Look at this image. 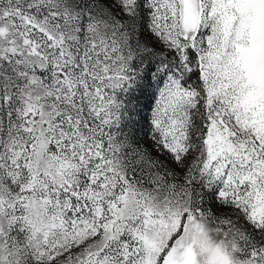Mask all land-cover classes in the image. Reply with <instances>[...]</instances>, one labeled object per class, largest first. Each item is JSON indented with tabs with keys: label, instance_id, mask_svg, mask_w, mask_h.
<instances>
[{
	"label": "snow or ice",
	"instance_id": "1",
	"mask_svg": "<svg viewBox=\"0 0 264 264\" xmlns=\"http://www.w3.org/2000/svg\"><path fill=\"white\" fill-rule=\"evenodd\" d=\"M0 264H264V0H0Z\"/></svg>",
	"mask_w": 264,
	"mask_h": 264
}]
</instances>
